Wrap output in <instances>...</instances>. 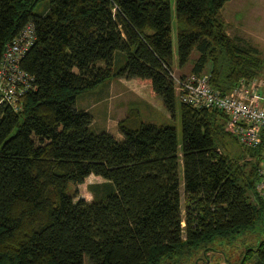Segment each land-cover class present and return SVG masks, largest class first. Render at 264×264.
<instances>
[{"label":"trees","instance_id":"obj_1","mask_svg":"<svg viewBox=\"0 0 264 264\" xmlns=\"http://www.w3.org/2000/svg\"><path fill=\"white\" fill-rule=\"evenodd\" d=\"M230 1L176 0L179 68L211 74L223 94L258 78L263 65L257 48L228 34ZM29 24L35 40L20 69L34 89L19 111L0 105V264H161L262 220L261 154L241 145L239 158L222 151L236 138L225 113L181 102L179 143L174 126L145 123L137 111L119 123L122 139L95 133L91 114L77 108L115 78L149 85L176 112L170 0H0V66ZM91 175L108 183L91 189V202L75 201L70 185ZM251 262L264 264V242L241 264Z\"/></svg>","mask_w":264,"mask_h":264},{"label":"rangeland","instance_id":"obj_2","mask_svg":"<svg viewBox=\"0 0 264 264\" xmlns=\"http://www.w3.org/2000/svg\"><path fill=\"white\" fill-rule=\"evenodd\" d=\"M170 1L173 20V48L175 57L177 58L176 0ZM45 7H47L46 2L42 3L36 9L35 13L42 12ZM256 14H258V16ZM223 16L227 24V32L231 36L234 37L240 35L244 38L240 39L243 43L256 46L260 50V55L258 57H260L263 65L261 74L258 78L264 79V0H231L230 2L225 4ZM195 54H193V56ZM116 63V66L120 68L124 64V60L119 56L117 57ZM176 63L178 62L176 61ZM191 71L192 68L190 67L187 68L184 72L174 70V73L180 77H187L191 75ZM99 97L100 95L97 92V94H95V98ZM119 97L120 96L113 97L112 100H110V103L117 105L119 101L125 102L126 98L124 99L123 96L121 98ZM155 99L159 102V105L156 106V109L151 110L137 106V108H139L143 114L144 121L156 123L157 125L174 126L177 130L179 143H182L183 133L180 111L181 101L179 97L177 98V110L173 115L166 110L161 99ZM84 101L85 100L81 98L80 107L84 106ZM151 101L153 100L151 99ZM115 113L116 110L112 109L113 117H115ZM94 127L96 126L94 125ZM116 128L112 125H107V127H104L101 122V129L98 130H106L113 136H117L119 132H117L118 128L117 130ZM95 132L97 131L95 130ZM236 138L228 137L222 142V151L231 158H239L245 152L244 149L240 146L238 139ZM248 159L254 162L253 158L249 157ZM95 181L97 180L93 176L86 179L85 183L82 185L71 184L69 187V194L72 195L76 192L77 198L75 199V201H78L79 199H85L88 201L92 200L93 194L90 193V189H88V186L92 183H95ZM179 183L181 193V206L184 217L186 197L184 186V169L182 163L179 165ZM108 190L109 189L107 188L106 192H108ZM261 242H264V216L254 228L235 234L230 238L217 239L210 245H204L199 249H196L182 257L166 259L161 264H241V261L244 259L247 251L249 249L256 248V246ZM86 264H89L88 260L86 261ZM248 264H252V262Z\"/></svg>","mask_w":264,"mask_h":264},{"label":"built area","instance_id":"obj_3","mask_svg":"<svg viewBox=\"0 0 264 264\" xmlns=\"http://www.w3.org/2000/svg\"><path fill=\"white\" fill-rule=\"evenodd\" d=\"M34 40V26L29 24L4 51L0 66V105L7 104L14 111L22 109L21 98L34 89L33 78L20 69L21 60ZM171 78L183 104L225 113L228 116L227 128L240 145L260 152L262 165L255 190L264 199V79H243L232 92L223 94L211 86V74L180 77L172 73Z\"/></svg>","mask_w":264,"mask_h":264},{"label":"crops","instance_id":"obj_4","mask_svg":"<svg viewBox=\"0 0 264 264\" xmlns=\"http://www.w3.org/2000/svg\"><path fill=\"white\" fill-rule=\"evenodd\" d=\"M223 12H224V9H223ZM256 15L258 16V14ZM233 38L244 39L240 35L234 36ZM254 47L257 48L256 46ZM197 56L198 55L195 54L193 56V60L196 59ZM176 61H177V58L175 59V62ZM189 66L193 69L192 63H189L184 68H179L178 64L176 63L174 70L184 72L187 68H190ZM97 92L100 95L99 98H95V94H97ZM118 96H120L119 98H121L122 96L124 97V99L126 98L125 102L119 101L117 105L110 103L111 102L110 100H112L113 97H118ZM81 98L85 100L83 107H80ZM151 99L153 101H151ZM158 105H159V102L156 101V99L151 96L149 85L139 83L137 80L115 79V78L110 80L108 83L100 85L95 90L85 93L77 101V108L79 110H85L91 114L92 119H93L91 128L93 129V131L95 130L97 131L95 133L107 132L106 130L105 131L98 130V129H101V122H102L104 127L105 126L107 127V125L108 126L112 125L113 127L118 128V130L117 128L116 130L119 133L117 136H114L117 139L123 138V135L121 134L120 129H119V123L123 121L133 111L138 112L139 117L143 122L152 123V122L144 121L143 114L140 111V109L137 108V106L143 107L145 109L153 110V109H156V106ZM112 109L116 110V113L114 114L115 117L112 116ZM153 124H156V123H153ZM94 125L96 127H94ZM93 176L96 178L97 181H95V183H92L88 186V189H90V193H92V190L96 189V185H103V184L108 183V181L104 180L101 177H97L95 175H91L88 178H91ZM92 200H89V201L86 200V201L91 202Z\"/></svg>","mask_w":264,"mask_h":264}]
</instances>
